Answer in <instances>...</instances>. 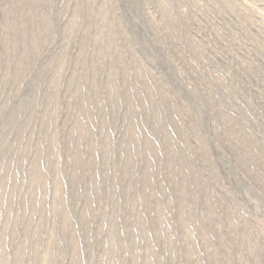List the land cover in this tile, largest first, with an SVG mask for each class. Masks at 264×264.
<instances>
[{"label": "rangeland", "instance_id": "rangeland-1", "mask_svg": "<svg viewBox=\"0 0 264 264\" xmlns=\"http://www.w3.org/2000/svg\"><path fill=\"white\" fill-rule=\"evenodd\" d=\"M0 264H264V0H0Z\"/></svg>", "mask_w": 264, "mask_h": 264}]
</instances>
